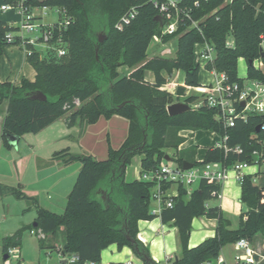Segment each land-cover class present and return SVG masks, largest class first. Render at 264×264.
<instances>
[{
  "label": "trees",
  "instance_id": "obj_1",
  "mask_svg": "<svg viewBox=\"0 0 264 264\" xmlns=\"http://www.w3.org/2000/svg\"><path fill=\"white\" fill-rule=\"evenodd\" d=\"M195 1L198 7L193 6ZM14 2L2 0V4ZM25 4L66 10L71 19L63 33L67 52L61 59L41 58L34 52L27 57L35 72L33 82L22 80L17 87L0 83V104L7 103L2 123L3 144L11 148L6 135L21 138L36 134L60 117H65L66 126L71 127L77 120L92 125L100 117L110 119L116 115L125 119L128 127L118 149L107 141L105 160L72 155L66 150L54 155L63 165H81L62 214L39 208L35 198L27 197L18 188L0 185L1 193L8 191L16 200H25L29 208L36 209L32 225L1 240L2 255L21 247L26 230H39L45 237L38 239L40 250L56 249L61 233L62 254L78 257L73 264H101V251L112 244L118 249L129 247L142 264H157L136 238L137 222L155 217L149 212L153 185L141 180L126 182V167L134 156H139L140 174L155 170L165 160V149L175 151L171 161L178 166L187 161L193 165L219 162L229 167L249 161L251 153L260 150L264 114H250L245 121L238 120L234 127L224 129L215 119L216 110L206 105L175 116H169L166 108L179 99L186 87H199L200 67L195 62L194 47L203 42L215 51L212 63L204 65L206 71L223 73L229 84L241 86L244 80H253L264 85V74L253 65L259 61L264 66V57L260 56L264 0H186L191 19L199 21L198 27L192 28L185 20L174 35L162 37L163 44L176 39L175 53L169 56H147L149 44L161 27L157 10L147 0H26ZM131 8L136 10L135 18L117 30L115 25ZM14 30L0 21V56L3 46L8 45L6 34ZM100 34L104 39L98 43ZM228 38L232 39L231 47L226 45ZM239 58L247 62L244 80L237 76ZM121 66L130 69L127 76L120 77L116 72ZM173 70L185 74L184 86L178 87L175 96L160 89L165 84L161 73L170 75ZM145 71L153 72L154 83L145 81ZM38 92L46 96L45 101L30 98ZM75 100L80 102L79 106H75ZM196 101V97H188L184 103L191 106ZM182 130L225 134L226 145L238 146L242 152L225 154L222 149L208 148L199 163L195 161L196 147L178 151L184 141L178 136ZM240 187V202L246 205L247 212L240 215L235 230L229 228V221L218 206L206 207L208 201L218 199L220 186L202 180L190 194L184 187L178 188L172 207L164 208L159 215L161 223L172 222L177 229L180 253L171 264L213 262L228 244L240 239L252 242L258 234L264 237V186H256L251 177L245 176ZM102 192L107 194L106 202L99 198ZM197 217L216 220L215 236L188 248L191 221Z\"/></svg>",
  "mask_w": 264,
  "mask_h": 264
},
{
  "label": "crops",
  "instance_id": "obj_2",
  "mask_svg": "<svg viewBox=\"0 0 264 264\" xmlns=\"http://www.w3.org/2000/svg\"><path fill=\"white\" fill-rule=\"evenodd\" d=\"M5 12H9V11H5ZM13 23L15 24V22H12L11 25L15 26ZM227 43L232 44V39L228 38ZM160 46L162 47V49L160 50V52L158 51V53L156 54L161 56H169L175 53L177 42L176 39H174ZM11 48L12 47L7 48L8 69L7 70L3 69V66L0 64V83L8 82L17 87L20 85L22 80L33 82L35 79V72L33 68L27 63V57L24 54L23 50L21 49L22 52L19 58L17 57V53H15L14 50H10ZM200 48L201 47L196 44L194 47V53L198 52ZM261 49L264 52V41L261 44ZM4 51L5 49L3 48L1 57L3 56ZM197 64L199 65V67L202 64L204 69L203 63L198 62ZM253 65L255 68L261 70L262 73L264 74V66L259 61H254ZM204 71L206 72L207 76L205 75L204 77L201 78L199 73V87H186L184 89L183 94L174 103H178V102L184 103V100L186 98L196 97L197 101L194 102L191 106H189L191 109H193L194 105H197L201 102V97H200L201 89L206 85L210 84L212 79L211 71L209 72L206 71L205 69ZM246 71H247V62L243 58H239L237 61L238 78L244 80L246 78ZM116 72L119 74L120 77H123L129 74L130 69L126 66H121L118 67ZM161 74L165 79V84H163L160 89L162 91L169 93L172 96H175L178 87L184 86V78H185L184 72L179 70H173L170 75H168L165 72H162ZM144 79L148 83H154L153 72L145 71ZM4 102L5 104L3 106V110L0 111V152L2 148L6 151L10 149L7 148L2 141V123L7 108V103L6 101ZM114 121H120V123L122 124V136L117 145H113L111 142L112 129L110 128V126ZM127 127H128V122L125 119L116 115L112 116L110 119H104L103 117H100L98 121L92 125H85L81 123L79 120H77L75 124L71 127L66 126L65 117H60L46 128L36 133L35 135H41L42 133H45L46 142L43 144L47 146L49 145L54 146L57 142L70 141L73 144H75V146L79 150L78 151L79 153H71L70 146H66L59 150L54 149V151H52V153L50 154V157L47 158V163H46L47 165L46 169L48 168V170L50 171L54 170V172L52 173V179L50 181L41 182L40 180H37L38 176L36 174L37 173L36 171V173L33 174L35 177V182H33L32 184H30L29 182H25L26 170H24V172L22 170L23 157L18 156L13 161V170H14V177L16 184L11 185V183L6 184L0 182V185L9 188H18L24 195H26L27 197H33L36 200H37V197L35 195V193L37 192L36 190L41 188L47 191L48 190L53 191L56 189L57 191L61 190L64 193L67 192L66 194L68 196L74 184L72 183L71 185L70 178L74 175L76 179L77 173L81 165L78 162L72 163L70 165H63L61 161L54 158V155L60 151L66 150L72 155H91L96 159V157L94 156L95 154L94 151H91V149L87 147L86 144L92 143L96 139V133L98 132V128H99V130L100 129L101 131L103 130V134H104L103 136L105 140V150L103 152V155L99 158L106 159L107 141H109V144L113 149L115 150L118 149L126 137ZM202 132L210 133V135L213 137V140L210 144L202 146L197 142L196 135ZM178 136L184 139L183 143L179 145L178 151L188 149L191 146L197 148L195 161H202L206 150L208 148H214V146L219 141V136H217L215 133L210 131L192 132L188 130H182L178 133ZM200 149L203 150L201 156H199ZM29 150L31 151L30 155H33L34 149L32 146L29 147ZM138 158H139L138 176L130 180H127L125 178L126 182L139 180L141 157L138 156ZM36 159H38V157H36ZM97 160H102V159H97ZM236 183L237 182L234 178V175L230 173L220 190L218 199L216 201H208L206 203V207L218 206L221 209V211L222 210L227 211V209L229 208L228 205L225 204V190L227 188L232 193V197L237 198V203H238L237 206L236 204H234L233 208L231 207L230 211L237 215L238 223H239L240 215L247 212V207L245 204L240 202L241 187L240 185L239 187H237ZM254 184L258 187L264 186V177H259L256 180V182H254ZM196 187L197 185L195 187H192L191 190L195 189ZM102 193H100L99 197H101ZM67 196L65 197V203H63L64 207H61L62 210L61 213H55V212L53 213L55 214L63 213L66 205ZM22 201L25 200H16L8 191H4L3 193L0 192V264H30L31 263L29 261L30 259L28 257V254L26 253V247H25V234L28 233L30 235L29 230H26L23 233L21 247L17 248L19 251L18 260H13L8 257L5 260L4 256L2 255V249H1V240L4 237L11 236L21 227L32 225L36 218V209L29 208V204L27 201H25V205L20 204ZM211 202H215V203L211 204ZM37 204L39 208L52 212L51 210L42 207L41 203L38 202V200H37ZM238 223L237 226L229 227V228L235 230L238 227ZM216 225L217 222L215 219H207L206 217L193 218L191 221V231L188 239V248H193L198 244H200L201 242H203L204 240L213 238L215 236ZM58 236L61 237L62 236L61 233H59ZM33 237L36 239L35 242L36 258L34 262L32 261L33 264H40L39 263L40 260L44 258L45 261L43 264H62V262H60V260L57 257V250L62 247V241L59 240L60 238L58 239L56 249L40 250L38 239L35 236ZM136 238L139 242L143 244L144 247L148 249L151 260L157 264H171L172 261L180 253V244H179L176 227H174L172 222L166 224L161 223L160 218L158 216H155L154 219H152L151 221H143V220L138 221ZM251 245L258 252V254H261L263 256V258L256 257L257 260L256 264H264V239L261 238V236L258 234L253 238ZM226 247H230V249L226 250ZM239 253L240 252L235 248L234 244H228L222 247L218 258H222L225 262L224 264H233L234 256ZM100 260H101V264H128V263L142 264L141 261L134 255V253L129 247H123L122 249H118L115 244L109 245L106 249L101 251ZM206 264H217V260H214L213 262H209Z\"/></svg>",
  "mask_w": 264,
  "mask_h": 264
},
{
  "label": "built area",
  "instance_id": "obj_3",
  "mask_svg": "<svg viewBox=\"0 0 264 264\" xmlns=\"http://www.w3.org/2000/svg\"><path fill=\"white\" fill-rule=\"evenodd\" d=\"M154 9L157 10L161 19L160 33L153 36L151 44L163 45L162 37L174 35L181 22L188 20L192 28L198 27V20H192L191 8L186 4V0H147ZM26 0H15L12 4H1L0 12H14L19 22L14 31L5 36L7 44L19 46L26 57L34 52L41 58L55 57L61 59L66 55V43L63 40V33L70 25L71 19L63 8L58 7H31L25 4ZM194 7H198V2H193ZM48 12L55 14L54 21H46ZM136 16V10L131 8L120 21L115 25L117 30H121L128 25ZM264 41V38H263ZM200 50L195 52V60L198 59L204 65L212 63L214 59V47L207 42L197 44ZM228 47L232 44L226 43ZM212 79L210 84L201 89V102L193 106V109L206 105L216 110L215 119L218 120L224 129L232 128L238 120L245 121L250 114H264V85L253 80H244L243 84L226 83L223 73L211 71ZM75 106H79L78 100L74 101ZM243 104V106H241ZM264 131V125L260 127ZM227 135L219 136L218 143L214 148L222 149L225 154L232 152L240 154V147L229 148L226 145ZM260 150L253 151L249 161L236 162L229 167L219 162L193 165L188 170H183L171 160H164L157 169L145 171L139 175V180L152 183L150 194L149 212L153 216L160 215L164 208H171L173 200L178 197V188L184 187L187 194L191 193L193 185H197L204 180L209 184L218 185L222 188L228 175L232 173L236 182L240 185L245 176L252 178L256 182L259 177H264V141L259 142ZM201 163L202 161H197ZM220 194V193H219ZM218 194V197H219ZM30 235L37 239H44V234L39 230H30ZM235 248L240 252L233 258V264H256L257 258H263L246 239H240L234 243ZM7 257L13 260L19 259V251L12 248L7 251ZM57 257L60 262L73 264L77 262L76 255L64 256L61 248L57 250ZM217 264H224L222 258H217ZM134 264V263H128Z\"/></svg>",
  "mask_w": 264,
  "mask_h": 264
},
{
  "label": "rangeland",
  "instance_id": "obj_4",
  "mask_svg": "<svg viewBox=\"0 0 264 264\" xmlns=\"http://www.w3.org/2000/svg\"><path fill=\"white\" fill-rule=\"evenodd\" d=\"M2 4V0H0V5ZM56 19V16L54 13L52 12H48V16L46 17V21H54ZM0 21L5 22L7 24H11L12 22H15L14 25H16L17 22H19V18L18 16L14 13V12H0ZM12 47L10 50H14L15 53H17V57L20 58V54L22 52L21 48L17 45H12V44H8L3 46V48L5 49L3 56L0 58V64L3 66V69L7 70L8 69V65H7V57H8V50L7 48ZM3 48H2V52H3ZM18 48V49H16ZM162 49V47L159 44H151L148 48V55L147 56H154V55H158L156 53H158V51L160 52V50ZM157 51V52H156ZM201 63L198 59L196 60V63ZM14 67V66H12ZM14 71V69H13ZM200 77H204L206 75V72L203 69V65H200ZM207 76V75H206ZM5 102H3L0 106V111L3 110V106H4ZM110 128L112 129V138H111V142L113 145H117L121 136H122V124L120 123V121H114ZM103 130L101 131V129L99 130L98 128V132L96 133V139L92 142V143H87L86 146L89 147L91 149V151H94V156L96 157V159H105V158H99L103 155V152L105 150V140H104V136H103ZM197 136V142L199 144L203 145H208L212 142L213 137L210 135V133L207 132H202V133H198ZM46 142V134L42 133L41 135H35V134H25L23 135L18 144L16 145V147H12L9 150H4L3 148L1 149L0 152V182L2 183H6V184H10L11 185H15L16 181H15V177H14V170H13V161L18 157V156H22L23 157V172L25 171V182H29L30 184H32L33 182H35V177L33 174L36 173L37 171V180H40L41 182H45V181H50L52 179V173L54 172V170H48V168L46 169L47 165V158L50 157V154L52 153V151H54V149L59 150L62 149L66 146H70L71 147V153H79L78 148L75 146V144H73L70 141L67 142H57L54 146L53 145H44L43 143ZM33 147L34 149V156L30 155L31 151L29 150L30 146ZM202 149H200L199 151V156L202 155ZM164 154L166 157L171 158L174 157V151L171 149H165L164 150ZM33 156V157H32ZM36 157H38V159H36ZM138 161L139 158L138 156H134L129 165L126 167V171H125V178L127 180L130 179H134L138 176ZM26 168V169H25ZM30 177V178H29ZM71 185L72 183H74L75 181V176L73 175L71 178ZM195 185H193L192 187H195ZM236 186L239 187V184L236 183ZM37 192L35 193L38 202L41 203L42 207L51 210L52 212L55 213H61V207L63 206V203H65V197L67 196V192H63L61 190L57 191L53 190V191H47L43 188L36 190ZM34 195V196H35ZM49 197V198H48ZM215 203V202H211ZM20 204L25 205V201H22ZM225 204L228 205V209L226 210H222V215L223 217L229 221L230 227H235L237 226L238 223V217L235 213H232L231 207L233 208L234 204H236L237 206V198L232 197V193L226 188L225 190ZM154 204L152 202H150V206H153ZM261 236V235H260ZM60 238V239H59ZM261 238L264 239L263 236H261ZM58 239L60 241H62V236L59 237ZM35 242L36 239L33 236H30L28 233L25 234V247H26V253L28 254L29 257V261L31 262L30 264H33V262L35 261V253H36V247H35ZM230 249V247H226V250ZM54 255V254H53ZM33 261V262H32ZM45 261V258L40 260V264H43Z\"/></svg>",
  "mask_w": 264,
  "mask_h": 264
},
{
  "label": "water",
  "instance_id": "obj_5",
  "mask_svg": "<svg viewBox=\"0 0 264 264\" xmlns=\"http://www.w3.org/2000/svg\"><path fill=\"white\" fill-rule=\"evenodd\" d=\"M103 39H104V36H102L100 34L98 36V43H101L103 41ZM95 54L97 55V48L95 49ZM260 56L261 57H264V52L262 51V49H260ZM248 64H252V62L249 61ZM30 98L33 99V100H41V101H45L46 100V96H44L40 92L31 95ZM241 106H243V104H241ZM189 110H190V107L187 104L182 103V102L170 104L166 108L167 114L169 116L179 115V114L184 113V112H187ZM256 131L258 132L259 131V128H256ZM6 141H7L8 145L10 147H16V145H17V143L19 141V137L14 136V135H6ZM165 160L166 161H169L170 158H168V157L165 156ZM192 166H193V164L190 163V162H187V161H183L182 162V168H183V170H188V169L192 168ZM99 198H100V200L102 202H106L107 201V194H106V192H103L102 195H101V197H99ZM4 259L6 260L7 259V256H4Z\"/></svg>",
  "mask_w": 264,
  "mask_h": 264
}]
</instances>
